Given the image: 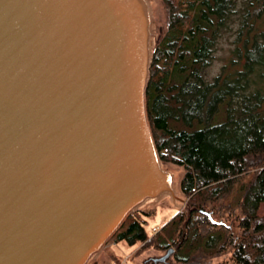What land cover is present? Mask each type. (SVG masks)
<instances>
[{"label": "trees", "instance_id": "16d2710c", "mask_svg": "<svg viewBox=\"0 0 264 264\" xmlns=\"http://www.w3.org/2000/svg\"><path fill=\"white\" fill-rule=\"evenodd\" d=\"M161 1L146 114L160 161L183 170L185 202L151 235V211L134 210L111 238L173 248L171 264H264V0ZM223 40L230 57L212 74Z\"/></svg>", "mask_w": 264, "mask_h": 264}, {"label": "water", "instance_id": "95a60500", "mask_svg": "<svg viewBox=\"0 0 264 264\" xmlns=\"http://www.w3.org/2000/svg\"><path fill=\"white\" fill-rule=\"evenodd\" d=\"M81 4V0H0V221H3L0 225V236H6L5 239H0V260L11 252L21 253L20 256H13L8 264H48L56 251L54 238L59 236L62 243H66L68 237L70 238L76 230L81 232L80 230L90 226L92 219L87 220L88 203L92 200L89 190L102 188L108 182L99 171L104 152L100 153L98 164L80 170L81 178L60 179L63 167L72 157L80 158L83 152L76 146L75 141L78 134L84 135L79 130H75L71 136H63L66 146V155L63 157L66 161L61 162L58 169H49L44 173L46 159L51 160L53 153L58 154L55 152V146L49 145V140H54L50 138V120H60L56 112L54 113L52 104L54 101L67 102L66 96L72 91L71 87L69 88L70 77L66 75L71 67H60V54L57 50L51 52L52 46L55 40L62 38L73 49L75 61L97 59L95 55V58L87 59L86 56L90 52L84 51L73 34L62 28L68 5L72 7L70 13L75 14ZM105 14L106 12L101 13ZM143 47L144 60L137 87V114L146 147L150 153L153 149L158 157L149 122H145L143 111L142 87L144 86L145 97L148 80L145 81L147 53L144 40ZM151 55L152 52L150 60ZM63 70L66 74L59 75ZM77 86L72 85V89ZM118 86L119 84L115 83L114 89L110 90V99L104 101V104L97 103V107L102 106V111H95L77 122L82 124L84 131H94L91 129L95 127V123L102 128L103 123L99 121L104 122L107 117L111 119L117 113L118 107L113 104L118 100ZM51 88L54 89L52 95L49 94ZM76 101L78 97L75 95ZM83 104L85 105V102ZM107 104H110V108H107ZM101 136L103 137L102 134ZM86 138L93 144L92 137ZM103 140L106 142L104 137ZM93 141L96 146L95 139ZM70 145L75 146L74 150L70 149ZM90 150L92 152L94 149ZM93 195L96 201L100 202L101 197L96 196V192ZM129 208L125 207L121 212L108 217L106 226L103 225L96 231L99 235L93 245L83 250L80 259L89 253L90 246L99 244L108 233L111 237L131 213L128 211V214L122 216ZM118 216H122L120 221L112 224ZM28 221L31 225L27 239L23 230ZM39 224L43 226V229L39 230L40 233L36 228ZM38 235L43 238L37 239ZM16 236H19L17 240L25 237L28 240L27 247L16 242ZM8 243H11V246L6 247ZM44 246H47V249ZM172 250L173 248H169L164 255L152 258L151 261L154 264L164 262ZM80 259L75 264H78Z\"/></svg>", "mask_w": 264, "mask_h": 264}, {"label": "bare ground", "instance_id": "6f19581e", "mask_svg": "<svg viewBox=\"0 0 264 264\" xmlns=\"http://www.w3.org/2000/svg\"><path fill=\"white\" fill-rule=\"evenodd\" d=\"M81 3L80 7L75 8V14L70 13L72 7L68 5L62 28L73 34L84 51L97 49L98 52L95 55L97 59L75 61L72 55L73 49L62 38L55 40L51 52L57 50L60 54L58 57L60 67L67 63V66L82 72L84 76L95 78L99 89L112 82L119 84L116 91L118 100L113 104L118 107V111L111 119L107 117L104 122L99 121L103 123L101 131L97 129L99 128L97 123L94 127L95 130L97 129L96 132L106 139L107 147L102 155L99 171L108 182L102 188H95L98 189L97 191L89 190L92 200L90 204L88 203L89 218L87 220L92 219L91 224L87 229L80 230L81 232L76 230L70 238L68 237L66 243H62L59 236L54 238L56 242L53 245L56 251L48 264H75L83 250L93 245L96 236L99 235L96 231L100 230L101 226H106L109 216L155 195L161 182L166 181L146 147L137 114V87L145 51L142 6L138 0H81ZM103 12L106 14L101 15ZM86 24L88 27L84 30ZM109 51H114L112 59L115 66L111 67V70ZM92 66L96 69H91ZM86 69L88 72L85 71ZM92 78H89V83ZM79 79L81 81V75ZM79 83L85 86V83ZM52 88L49 91L50 95L54 93ZM89 88L92 89L95 86H89ZM72 96L75 99V95ZM72 96L69 94L66 96L67 103ZM93 100L98 102L100 99L98 95H95L82 102L88 104ZM106 106L110 108V104ZM83 136L78 134L75 141L79 150L85 152L91 140ZM95 192L96 196L101 197L100 202L93 197ZM28 222L23 230L27 239V234L30 232L29 225H31V222ZM36 228L40 233L39 230L43 229V226L39 224ZM25 237L17 240L19 236H16L14 240L27 247L28 240ZM8 246H11V243L6 245ZM44 248L47 249V246Z\"/></svg>", "mask_w": 264, "mask_h": 264}, {"label": "rangeland", "instance_id": "374dc122", "mask_svg": "<svg viewBox=\"0 0 264 264\" xmlns=\"http://www.w3.org/2000/svg\"><path fill=\"white\" fill-rule=\"evenodd\" d=\"M140 3V6H142V12H143V19H144V27H145V48L147 53V60H146V69H145V81L149 77V63H150V54L152 52V48L155 44L156 38L159 36V34L164 30L165 23H166V13L164 9V5L161 0H138ZM142 2V3H141ZM88 27V25H85L84 30ZM83 30V31H84ZM79 45V43H78ZM113 50V49H112ZM87 52H90L88 56H86L87 59L95 58L94 55H97L98 50L97 49H88ZM110 52V70L111 67L115 66V63H113L112 57L114 54V51ZM230 57L229 53V44L227 41L223 40L216 51V57L213 60V63L210 67V72L213 74L218 71L219 67L227 62L228 58ZM102 58V56H101ZM96 60V59H95ZM102 63V62H101ZM65 66H67V63H64ZM63 66V67H65ZM97 67L99 65H96ZM118 67V65H116ZM122 67V66H121ZM91 69H96L94 66L90 67ZM88 72V69L85 70ZM92 73V71H91ZM66 73L61 71L59 75L64 76ZM70 77L69 83L71 86V92H68L69 95H76L78 97V101L75 102V99H73V96L71 99L69 98V103L62 101V103L54 101L52 104V109L54 113L56 112V116L60 118V120L51 119V126L50 129L52 130V137L54 138L49 140V145L55 146L58 154L53 153L54 155L51 157V160L46 159L45 161V171L44 173L48 172L49 169H58V166H60L61 162L66 161V159L63 157L66 155V146L64 144V138L71 136L73 133H75V130H79L80 132H83L85 137H92L96 141V146L94 144V141L92 139V142L94 144L93 151L91 152L90 148L92 144L88 145V150L81 153L80 158L72 157L67 158L70 160L66 166L63 167L60 173V179H74L75 177L79 178L81 173L80 170H86L89 166H92L93 164H98L101 152H105L106 150V144L103 140V137L96 133L95 129L92 132L89 133V130L84 131V127H82V124H78L80 120L85 118L87 115L92 114L95 111H102V106H96L98 102H102L104 104V101H107L110 99V90L114 89L115 83H110L109 85H105L104 88H97V83L95 81V78H92L90 76H84V74L81 72H78L76 69L71 68L68 73L66 74ZM79 75H81V81L79 79ZM84 77V79H83ZM89 78H92L89 83ZM82 82L85 86H83ZM72 85L76 86V89H72ZM89 86L95 88H89ZM142 93H143V111H144V117L145 122L148 123L145 107H146V99L144 97V86L142 87ZM99 95V101L98 102H88V104H83V100H86L85 98L90 96ZM73 99V100H72ZM96 103V104H95ZM222 116V111H220L218 117L216 120L220 119ZM78 122V123H77ZM74 128V130H72ZM100 130V128H97ZM96 129V130H97ZM149 130V128H148ZM150 135V134H149ZM65 136V137H63ZM151 140V137H150ZM152 141V140H151ZM75 146L70 145V149L73 148L74 150ZM69 149V150H70ZM72 150V149H71ZM77 152L78 150L75 149ZM69 153V152H68ZM88 153V155H87ZM152 157L154 158L156 164L158 165V168L160 172L165 176L166 181L161 182V185L158 187L157 193L155 195H151L148 197V199H145L143 201L140 200L137 205L130 207L128 210L124 211L122 216H125V214H128V211H134L137 209H143L146 211H151V215L147 218L145 229L148 232L149 235H151V228L156 226L159 227L162 226L167 220H169L178 210H180L183 207L184 204V196L181 194L179 190V180L181 177V174L183 172L181 167L171 165V164H163L160 159L157 157L156 152L151 151ZM80 155V154H79ZM90 157V158H87ZM77 159V160H76ZM108 165L110 166V162H108ZM51 166V167H50ZM61 169V167L59 168ZM43 173V175H44ZM65 173V176H64ZM42 174V173H41ZM66 178H64V177ZM81 178V177H80ZM20 192V191H19ZM18 192V193H19ZM152 194V193H151ZM264 211V202L260 206V212ZM121 217H117L113 220L112 224H117ZM3 224V221H0V225ZM1 227V226H0ZM5 228V227H4ZM1 234V232H0ZM5 235L0 236V239L4 238ZM40 236H37V239H39ZM43 238V237H41ZM40 238V239H41ZM140 244L136 243L135 245H127L126 243L120 241L118 243H114L112 238L109 237V233L104 236L99 244H95L94 246H90L89 253L80 261L78 264H94L95 262L97 264H154L153 261H151L152 258L160 257L165 254V251H161L156 249L155 247H151L147 250H139ZM171 253L167 256V258L164 260V262H157L156 264H171L172 257ZM21 253L18 252H11L8 255H4L1 258L0 264H8L11 258L16 257L15 255L20 256ZM228 253H224L218 257L212 258L209 260V264H217L218 262L221 263L223 261H226L228 259ZM167 261V262H166ZM224 264H228L227 262H224Z\"/></svg>", "mask_w": 264, "mask_h": 264}, {"label": "built area", "instance_id": "2783aa9c", "mask_svg": "<svg viewBox=\"0 0 264 264\" xmlns=\"http://www.w3.org/2000/svg\"><path fill=\"white\" fill-rule=\"evenodd\" d=\"M152 230L153 231H157L158 230V227L154 226V227H152Z\"/></svg>", "mask_w": 264, "mask_h": 264}]
</instances>
